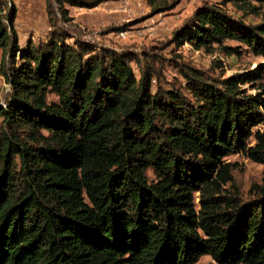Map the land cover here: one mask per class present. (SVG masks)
Listing matches in <instances>:
<instances>
[{
    "label": "trees",
    "instance_id": "1",
    "mask_svg": "<svg viewBox=\"0 0 264 264\" xmlns=\"http://www.w3.org/2000/svg\"><path fill=\"white\" fill-rule=\"evenodd\" d=\"M100 2L47 0L46 40L21 47L0 0V264H264V183L247 202L226 188L227 156L264 165V0L204 1L172 31L175 47L240 54L232 40L262 58L212 79L180 67L189 97L153 91L149 57L74 35L64 4ZM179 2L146 0L151 14Z\"/></svg>",
    "mask_w": 264,
    "mask_h": 264
},
{
    "label": "rangeland",
    "instance_id": "2",
    "mask_svg": "<svg viewBox=\"0 0 264 264\" xmlns=\"http://www.w3.org/2000/svg\"><path fill=\"white\" fill-rule=\"evenodd\" d=\"M204 1L220 0H180L172 9L156 14L150 13L146 0H101L98 5L91 8L71 6L67 3L64 6L68 9V16L73 18L72 24L78 26L74 34L78 38L118 52H135L142 59L149 57L158 74L151 80V89L154 91L157 86L162 88L175 86L189 97V93L183 88L184 78L179 71L184 65L195 67L212 79L242 72L262 61L261 57L254 56L244 45L232 40L225 43L240 46V54L227 55L218 50L206 52L203 49H194L188 43L180 47L167 43L172 31ZM12 2L16 11L14 25L19 45L24 47L29 40L35 44L44 42L49 30L47 0ZM224 7L232 15L241 16V12L232 4L228 3ZM56 14L58 16L57 11ZM242 17L250 24L260 21V17L255 15ZM119 31H126L125 36H119ZM216 63L221 66H217ZM133 67L135 74L138 75L135 63ZM10 92V86L0 76V105L5 103ZM48 98L55 99V96L49 95ZM1 121L0 117V127ZM256 128L262 129L264 124H259ZM250 142L253 144L252 138ZM226 161L235 163L231 171L232 180L226 184V188L237 189L242 202L256 198L257 186L264 183V165L252 161L240 152L227 156ZM15 162L18 168V159H15ZM146 176L148 181L155 180L150 168L146 170ZM196 263L220 264L208 255H202Z\"/></svg>",
    "mask_w": 264,
    "mask_h": 264
},
{
    "label": "built area",
    "instance_id": "3",
    "mask_svg": "<svg viewBox=\"0 0 264 264\" xmlns=\"http://www.w3.org/2000/svg\"><path fill=\"white\" fill-rule=\"evenodd\" d=\"M125 33H126V31H119V32H118V35L124 37V36H125Z\"/></svg>",
    "mask_w": 264,
    "mask_h": 264
}]
</instances>
